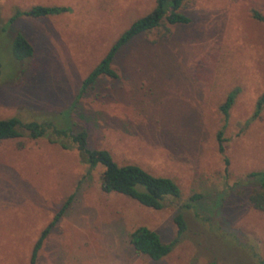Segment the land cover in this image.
<instances>
[{
  "label": "rangeland",
  "instance_id": "1",
  "mask_svg": "<svg viewBox=\"0 0 264 264\" xmlns=\"http://www.w3.org/2000/svg\"><path fill=\"white\" fill-rule=\"evenodd\" d=\"M32 6L67 12L9 22ZM153 6L154 0H0V119L85 129L88 146L105 150L118 166H138L179 189L161 209H148L101 192L102 167L89 170L75 148H60L69 140L2 141L0 264H28L40 232L69 197L35 264H264V212L250 207L245 182L264 170V105L247 123L264 92V23L251 18L252 11L264 16V0H183L188 24L132 39L111 63L117 78L100 77L69 122L59 116L115 39ZM17 33L33 48L19 64L11 57ZM234 89L221 155L218 107ZM177 214L185 230L168 255L152 261L132 250L129 235L137 227L171 242Z\"/></svg>",
  "mask_w": 264,
  "mask_h": 264
},
{
  "label": "trees",
  "instance_id": "2",
  "mask_svg": "<svg viewBox=\"0 0 264 264\" xmlns=\"http://www.w3.org/2000/svg\"><path fill=\"white\" fill-rule=\"evenodd\" d=\"M183 0H154L152 10L146 15L134 20L111 44L107 52L91 71L80 82L79 88L73 100L65 111L59 113L62 119H69L71 113L78 105L79 99L92 89L100 77L116 79L117 75L111 68L115 54L135 37L148 33L161 26L186 25L190 22L187 15L182 12ZM67 12L65 7L56 6H32L26 11L16 12L9 22L19 16L30 18H45L62 15ZM251 18L264 23V16L251 12ZM33 55L32 46L20 34H15L11 41V57L16 63L28 61ZM238 90L234 89L227 94L224 101L219 105L218 111L222 116L223 125L216 134L217 150L223 155L224 129L228 110L233 104ZM264 105V92L256 99L254 111L250 119L258 117ZM64 115V116H63ZM247 123H244L246 126ZM70 124V123H69ZM69 126V125H68ZM56 128L50 121L46 123L28 122L23 123L17 118L0 119V142L26 137L30 140L44 138L50 143H58L59 140H69L70 144L58 143L60 148L66 150L75 148L80 159L91 170L95 166L102 167L100 175V190L105 194L113 193L126 197L138 205L159 210L163 207L165 199H176L179 189L169 178L152 176L135 165L118 166L105 150L92 149L88 146V135L85 129L70 127ZM75 129V131L72 130ZM224 163L227 160L224 158ZM245 182L251 187L247 201L254 210L264 212V170L253 171L245 176ZM71 197L60 206L53 215L51 222L40 232L34 242L28 264H35L36 255L50 230L56 225L70 203ZM176 226V237L169 243H163L159 236L145 228L137 227L129 235V245L132 250L152 261H158L170 253L179 237L185 230V225L180 214L173 218ZM258 264H263L258 259Z\"/></svg>",
  "mask_w": 264,
  "mask_h": 264
}]
</instances>
